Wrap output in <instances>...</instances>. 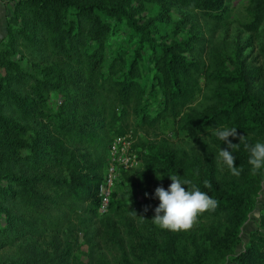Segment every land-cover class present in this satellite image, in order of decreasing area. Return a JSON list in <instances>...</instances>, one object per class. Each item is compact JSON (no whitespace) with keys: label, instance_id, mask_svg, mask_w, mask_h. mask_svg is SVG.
Wrapping results in <instances>:
<instances>
[{"label":"trees","instance_id":"obj_1","mask_svg":"<svg viewBox=\"0 0 264 264\" xmlns=\"http://www.w3.org/2000/svg\"><path fill=\"white\" fill-rule=\"evenodd\" d=\"M149 1H16L0 41V264H109L93 229L98 191L112 140L139 120L153 135L142 148L134 145L143 167L135 174L149 193L137 201L139 214L128 218L134 260L124 255V264H217L230 256L233 264H264L262 232H252L248 247L235 255L264 168L251 174L250 153L241 143L232 151L242 171L233 176L216 160L227 144L212 135L214 128L235 127L249 145L264 142V64L230 62L213 39L231 16L233 0H157L166 10L180 4L201 13L213 34L199 44L159 43L151 34L156 20L139 17ZM123 24L137 39L132 51L111 48ZM243 26L261 40L264 57V0L247 1ZM146 47L153 51V93L160 97L156 116L148 112L142 81ZM53 96L61 102L56 107ZM167 117L183 140L158 138ZM169 174L191 179L218 201L190 231H167L151 220L159 204L154 189H167ZM108 227L109 238L125 251L117 228Z\"/></svg>","mask_w":264,"mask_h":264},{"label":"rangeland","instance_id":"obj_2","mask_svg":"<svg viewBox=\"0 0 264 264\" xmlns=\"http://www.w3.org/2000/svg\"><path fill=\"white\" fill-rule=\"evenodd\" d=\"M17 0H0V41H2L7 32V21L9 16L12 14L14 6ZM248 0H233L232 1V14L227 19L224 25H220L218 30L214 33V40L216 43L222 46L223 51L228 55L229 61L240 58L245 60L247 64H251L254 68L264 64V57L259 54L261 40L257 35L251 34L246 31L243 22L246 20V5ZM144 11L139 16L143 21L156 20L155 31L151 34L157 38L160 42H171L177 41H193L195 44H199L203 37L205 39H210L213 34L210 32L206 21L201 16V13L189 8H185L180 4L173 8L166 10L164 5L162 7V2L153 0L144 3ZM137 39L133 38L130 30L123 24L118 25L117 33L112 39L111 48L113 50H118L122 47L132 51L135 47ZM141 68L143 71L142 81L144 82L147 92L146 98L148 100V112L151 116H156L159 109L160 97L156 96L154 91V74L155 65L153 51L151 48L146 47L144 49V58L141 63ZM256 84L258 87L261 86L259 80ZM52 106L56 107L60 102V99L56 96L52 98ZM134 123V122H133ZM159 137L163 136L173 140L175 143L183 140V134L177 133L176 124L171 118H161L159 122ZM132 135L133 148H142L146 141L153 140V135L151 130L144 127L141 121H136L135 125L132 124L131 129L126 133ZM108 157L107 156V167L105 172V178L100 184L98 196L101 197V186L107 177L108 172ZM142 161L140 165L134 169L129 170V177L123 176L124 170L121 171V175L116 183L112 187V196L116 193V212L112 211L110 205V210L106 214L99 213V207L97 209V215L95 223L93 224V229H97L100 232L99 238L96 240L100 244L101 254L103 258L109 262V264H124V255H129V259L134 260L133 251L130 246V233L129 225H127L128 218L135 215V212L139 214L140 205L137 201H142L146 193H149V188L142 179L135 174L136 169L143 168ZM137 169V170H138ZM155 190V189H154ZM114 197V196H113ZM137 199V200H136ZM112 203V199H111ZM116 214L117 218L114 217L112 221H107L103 224L101 220L105 217L114 216ZM264 184L261 189L259 196L257 198V204L255 210L250 214L249 219L245 222L242 227V232L240 240L235 247V255H238L243 250L248 247L251 241L252 232H262L264 233ZM114 224L115 226L107 224ZM108 227L110 231L117 228L120 236L125 240V251L118 248L116 244L115 237L109 238L107 231ZM83 253L86 252L88 246L87 244H82ZM85 254V253H84ZM234 256H230L225 260H221L217 264H233ZM146 264V263H145Z\"/></svg>","mask_w":264,"mask_h":264},{"label":"clouds","instance_id":"obj_3","mask_svg":"<svg viewBox=\"0 0 264 264\" xmlns=\"http://www.w3.org/2000/svg\"><path fill=\"white\" fill-rule=\"evenodd\" d=\"M212 135L227 144V148L219 149L216 160L218 166H226L233 176L239 177L242 171V168L236 166V157L232 151L238 150L241 143L250 153L248 163L252 166L251 174L256 175L264 168V142H257L254 146L249 145L245 142V136L240 135L235 127L214 128ZM229 137H239L240 142L233 143ZM202 139L204 140L203 137ZM205 143L207 144V141ZM156 175L157 179H163L158 172ZM169 177L171 184L167 189L162 185L155 189V197L159 199V204L155 207V215L151 220L156 226L167 231H190L198 223L201 215L215 211L218 201L208 192L202 191L191 179H181L176 174H169ZM204 185L211 187L207 181ZM147 210L146 206L145 211Z\"/></svg>","mask_w":264,"mask_h":264},{"label":"built area","instance_id":"obj_4","mask_svg":"<svg viewBox=\"0 0 264 264\" xmlns=\"http://www.w3.org/2000/svg\"><path fill=\"white\" fill-rule=\"evenodd\" d=\"M141 159L133 148L132 135L116 136L110 145L108 157V174L101 186L99 213L106 214L110 210L112 187L119 179L121 171H128L140 165Z\"/></svg>","mask_w":264,"mask_h":264}]
</instances>
